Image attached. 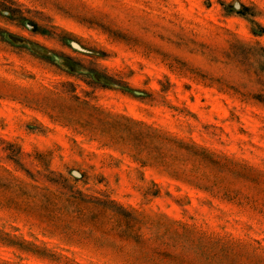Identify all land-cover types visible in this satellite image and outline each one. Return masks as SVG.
I'll use <instances>...</instances> for the list:
<instances>
[{
  "label": "rangeland",
  "instance_id": "374dc122",
  "mask_svg": "<svg viewBox=\"0 0 264 264\" xmlns=\"http://www.w3.org/2000/svg\"><path fill=\"white\" fill-rule=\"evenodd\" d=\"M0 264H264V0H0Z\"/></svg>",
  "mask_w": 264,
  "mask_h": 264
},
{
  "label": "trees",
  "instance_id": "16d2710c",
  "mask_svg": "<svg viewBox=\"0 0 264 264\" xmlns=\"http://www.w3.org/2000/svg\"><path fill=\"white\" fill-rule=\"evenodd\" d=\"M6 9H8V11L10 12V8L8 6H6ZM153 137H160L158 135H152ZM166 140H169L171 141L170 139H167V138H164ZM173 142V141H172ZM175 143V142H174ZM179 148H181L182 146L181 145H178ZM184 149H190L192 151V154L193 155H197V156H200L201 158L205 159V160H209L211 163L213 164H216L217 161H214L212 160V154L206 152L205 150H200V149H197L193 146H190V147H184ZM163 156H160L159 157V163L160 165L163 166V171L171 178L175 179V180H180V174L178 172V170H173L171 168V165L168 164L164 158H162ZM82 176V175H81ZM201 176H204V175H201ZM183 183H186L196 189H199V190H203V191H210V188L209 186L205 185V184H201L200 182H198V180H195V179H192V178H188L187 176H184V179L182 180ZM155 186V184H154ZM157 194V191L154 192L152 195H156ZM225 195H227L225 193Z\"/></svg>",
  "mask_w": 264,
  "mask_h": 264
}]
</instances>
